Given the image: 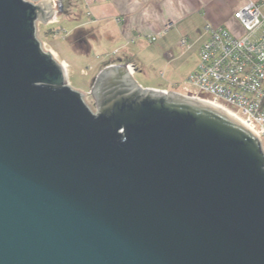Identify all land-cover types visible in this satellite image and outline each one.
Returning <instances> with one entry per match:
<instances>
[{
	"label": "water",
	"instance_id": "1",
	"mask_svg": "<svg viewBox=\"0 0 264 264\" xmlns=\"http://www.w3.org/2000/svg\"><path fill=\"white\" fill-rule=\"evenodd\" d=\"M56 1L0 0V264H264L254 133L125 64L91 109L37 38Z\"/></svg>",
	"mask_w": 264,
	"mask_h": 264
},
{
	"label": "crops",
	"instance_id": "2",
	"mask_svg": "<svg viewBox=\"0 0 264 264\" xmlns=\"http://www.w3.org/2000/svg\"><path fill=\"white\" fill-rule=\"evenodd\" d=\"M72 1L66 0L67 6H71ZM249 1L260 3L264 14V0H81L89 19L76 30L88 31L89 36L85 38L87 48L94 47L105 55L127 56L141 41L148 45L159 39L162 43L158 49L164 51V60L172 64L175 58L169 49L173 44L179 45L183 38L186 43L180 45L184 47L182 53L191 49L187 35L200 34L199 59V48L207 37L204 29L207 23L224 26L240 35L242 28L233 13ZM158 33L161 34L158 36ZM152 36H156L153 42L150 41ZM62 64L67 74V64L65 61ZM108 65L114 63L105 67ZM177 85L169 83L154 89L171 91Z\"/></svg>",
	"mask_w": 264,
	"mask_h": 264
},
{
	"label": "built area",
	"instance_id": "3",
	"mask_svg": "<svg viewBox=\"0 0 264 264\" xmlns=\"http://www.w3.org/2000/svg\"><path fill=\"white\" fill-rule=\"evenodd\" d=\"M260 6L249 1L233 13L242 28L240 35L207 23L197 70L186 78L195 92L171 91L208 103L242 123L257 137L264 154V14ZM56 12L55 7L48 22ZM155 39L150 37L151 42ZM185 43L183 38L179 41L182 46Z\"/></svg>",
	"mask_w": 264,
	"mask_h": 264
},
{
	"label": "rangeland",
	"instance_id": "4",
	"mask_svg": "<svg viewBox=\"0 0 264 264\" xmlns=\"http://www.w3.org/2000/svg\"><path fill=\"white\" fill-rule=\"evenodd\" d=\"M52 1L55 4L57 2ZM88 19L81 0H73L71 6L66 7V12L57 11L52 21L37 24V38L43 49L50 51L57 61L61 64L62 61L66 62L68 84L81 92L91 109L94 110L92 87L95 78L105 65L110 63L128 64L134 80L143 88L154 89L175 83L178 87L174 86V91L181 90L183 93L182 90L186 89L195 92V89L187 84L186 78L198 67V44L202 41L200 34L187 35L188 43L192 44V47L186 52L182 53L184 47L180 44H173L169 50L174 53L175 59L169 64L164 60V51L158 49L162 43L159 39L148 45L141 41L136 49H131L134 56L131 53L127 56L117 53L105 55L94 47L89 50L85 43L89 32L76 30Z\"/></svg>",
	"mask_w": 264,
	"mask_h": 264
},
{
	"label": "bare ground",
	"instance_id": "5",
	"mask_svg": "<svg viewBox=\"0 0 264 264\" xmlns=\"http://www.w3.org/2000/svg\"><path fill=\"white\" fill-rule=\"evenodd\" d=\"M54 56V55H53ZM68 81V80H67ZM68 83V82H67ZM240 123V122H239ZM242 124V123H241ZM243 125V124H242Z\"/></svg>",
	"mask_w": 264,
	"mask_h": 264
},
{
	"label": "flooded vegetation",
	"instance_id": "6",
	"mask_svg": "<svg viewBox=\"0 0 264 264\" xmlns=\"http://www.w3.org/2000/svg\"><path fill=\"white\" fill-rule=\"evenodd\" d=\"M66 5H67V2H66ZM67 7V6H66Z\"/></svg>",
	"mask_w": 264,
	"mask_h": 264
}]
</instances>
